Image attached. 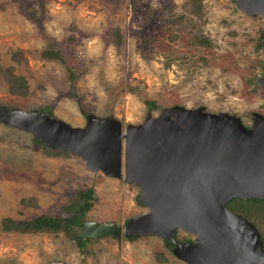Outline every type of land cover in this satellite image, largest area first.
Masks as SVG:
<instances>
[{
    "label": "rangeland",
    "instance_id": "rangeland-1",
    "mask_svg": "<svg viewBox=\"0 0 264 264\" xmlns=\"http://www.w3.org/2000/svg\"><path fill=\"white\" fill-rule=\"evenodd\" d=\"M263 35L264 15L247 16L236 0H0V65L29 85L26 95L13 94L0 75V105L50 107L77 127L88 113L126 126L175 105L251 126L254 113L264 115ZM50 43L75 81L66 63L43 57ZM34 137L0 121V264H187L157 236L86 239L81 248L64 232L4 230L6 217L66 216L70 198L90 187L98 201L86 219L117 223L124 235L127 219L148 211L124 175L92 172L69 152L51 155Z\"/></svg>",
    "mask_w": 264,
    "mask_h": 264
},
{
    "label": "water",
    "instance_id": "water-1",
    "mask_svg": "<svg viewBox=\"0 0 264 264\" xmlns=\"http://www.w3.org/2000/svg\"><path fill=\"white\" fill-rule=\"evenodd\" d=\"M236 7L252 18L264 15V0H236ZM257 81L264 87V74ZM86 119L77 127L47 112L0 105L1 122L80 156L92 172L124 175L139 187L148 211L127 219V237L166 238L187 264H264L259 230L227 206L239 197L264 200L263 114L254 113L251 126L236 115L181 105L149 112L140 124L93 113ZM177 230L193 239L178 240ZM117 234V223L84 219L79 236Z\"/></svg>",
    "mask_w": 264,
    "mask_h": 264
},
{
    "label": "trees",
    "instance_id": "trees-1",
    "mask_svg": "<svg viewBox=\"0 0 264 264\" xmlns=\"http://www.w3.org/2000/svg\"><path fill=\"white\" fill-rule=\"evenodd\" d=\"M264 37V35H263ZM199 43L210 45L209 40H199ZM262 47V44H259ZM46 59H55L67 64L69 78L75 81L76 75L72 66L67 62L64 55L58 51L54 44L50 43L49 47L42 52ZM0 75H3L9 85V90L13 94L26 95L29 92V85L26 78L16 74L12 68H3L0 65ZM146 105L149 109L159 108L155 100H146ZM40 111L52 114L50 107H43ZM35 141L41 145L49 154H68L64 150H55L47 147L38 137H34ZM98 201V196L93 187L81 189L77 191L69 200V203L64 207L68 215L47 214L42 213L30 219H15L6 217L2 220V227L7 231H17L22 233H59L64 232L70 239L76 241L79 247H83L86 239L79 236L82 230V222L87 217V213L92 209ZM23 204H28L27 200L22 201ZM227 206L233 212L243 216L253 223L259 230L264 242V200L258 198L246 199L235 198L227 203ZM118 238H127L134 240L137 237H126L122 233V229L118 226ZM176 238L181 241H191L192 238L188 235L181 237L179 230L176 231ZM167 246L173 249V243L164 238Z\"/></svg>",
    "mask_w": 264,
    "mask_h": 264
}]
</instances>
